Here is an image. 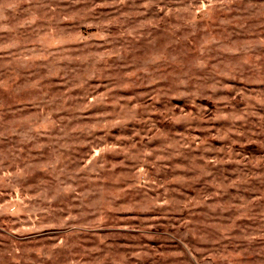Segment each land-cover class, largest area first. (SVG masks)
<instances>
[{"label":"rangeland","instance_id":"rangeland-1","mask_svg":"<svg viewBox=\"0 0 264 264\" xmlns=\"http://www.w3.org/2000/svg\"><path fill=\"white\" fill-rule=\"evenodd\" d=\"M0 264H264V0H0Z\"/></svg>","mask_w":264,"mask_h":264}]
</instances>
